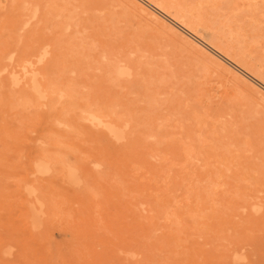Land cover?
Masks as SVG:
<instances>
[{
    "label": "rangeland",
    "instance_id": "rangeland-1",
    "mask_svg": "<svg viewBox=\"0 0 264 264\" xmlns=\"http://www.w3.org/2000/svg\"><path fill=\"white\" fill-rule=\"evenodd\" d=\"M149 1L0 0V264H264V0Z\"/></svg>",
    "mask_w": 264,
    "mask_h": 264
},
{
    "label": "bare ground",
    "instance_id": "bare-ground-1",
    "mask_svg": "<svg viewBox=\"0 0 264 264\" xmlns=\"http://www.w3.org/2000/svg\"><path fill=\"white\" fill-rule=\"evenodd\" d=\"M142 1L145 2V4H147V7H148V3L151 2V1H149V0H142ZM154 1H155V0H154ZM156 1H157V0H156ZM160 1H161V0H160ZM168 1H169V0H168ZM181 1H182V0H181ZM183 1H185V0H183ZM205 1H206V2H204L205 6L211 4V3L208 4V0H205ZM210 1H211V0H209V2H210ZM220 1H221V0H219V2H220ZM225 1H228V0H225ZM230 1H231V0H230ZM232 1H233V0H232ZM232 1H231V2H232ZM235 1H236V0H235ZM246 1H247V0H246ZM258 1H259V0H258ZM157 2H158V1H157ZM157 2H156V3H157ZM163 2H165V1L163 0ZM163 2H162V3H163ZM202 2H203V0H202ZM202 2H198V3H202ZM212 2H215V1H212ZM222 2H224V0L221 1V5H224V6L226 7L225 4H227V3L224 2V4H223ZM243 2H244V1H243ZM243 2H242V3H243ZM256 2H257V0H256ZM159 3H160V2H159ZM180 3H181V2H180ZM187 3H188V2H187ZM187 3H186V4H183V2H182V5H185V8H186L187 6L190 7V3H189V5H187ZM194 3H195V2H194ZM198 3H197V4H198ZM206 3H207V4H206ZM228 3L230 4V2H228ZM244 3H245V2H244ZM248 3H249V2H248ZM254 3H255V1H254ZM257 3H258V2H257ZM191 4L193 5V3H191ZM197 4H196V5H197ZM202 4H203V3H202ZM202 4H200V5H202ZM204 4H203V5H204ZM213 4H214V3H213ZM217 4H218V1H217ZM232 4L234 5V2H232L231 5H232ZM235 4H236V2H235ZM140 5H141V4H140ZM158 5H160V4H158ZM170 5H171V4H170ZM186 5H187V6H186ZM192 5H191V6H192ZM215 5H216V4H215ZM236 5H237V4H236ZM238 5H239V4H238ZM251 5H252V4H251ZM259 5H260V3H259ZM262 5H263V4H261V6H262ZM149 6H150V5H149ZM152 6H153V5H152ZM154 6H155V5H154ZM165 6H166V5H165ZM194 6H195V5H193V6L191 7V9L194 8ZM197 6H198V5H197ZM216 6H217V5H216ZM227 6H228V4H227ZM249 6H250V4H249ZM255 6H256V5H255ZM261 6H260V7H261ZM150 7H151V6H150ZM182 7L184 8V6H182ZM189 7H188V9L191 10ZM200 7H201V6H200ZM200 7H199V8H200ZM202 7H203V6H202ZM208 7H209V6H208ZM211 7H213V5H211ZM211 7H210V8H211ZM221 7H222V6H221ZM221 7H218V6H217L216 8H212V10H210V11L213 12L214 9H215V10H216V9L218 10V8L221 9ZM225 7H224V8H225ZM228 7H230V5H229ZM237 7H238V6H237ZM237 7H236V8H237ZM253 7H254V6H253ZM145 8H146V7H145ZM156 8H158V7H156ZM156 8H155V10H156ZM173 8H174V7H173ZM185 8H184V9H185ZM196 8H197V7H196ZM196 8H195V10H196ZM199 8H198L197 11H199ZM203 8H205V7H203ZM210 8H209V9H210ZM224 8H222V9H224ZM232 8L235 9V7L231 6V9H232ZM247 8H248V7H247ZM250 8H251V7H250ZM158 9H160V8H158ZM166 9H167V8H166ZM166 9H165V10H166ZM168 9H170V8H168ZM171 9H172V8H171ZM176 9H177V8H176ZM188 9H187V10H188ZM206 9H207V7H206ZM206 9H205V10L203 9V10L206 11ZM228 9H229V8H228ZM237 9H238V8H237ZM237 9H235V12H236ZM253 9H255V7H254ZM142 10H143V9H142ZM160 10H161V9H160ZM193 10H194V9H193ZM248 10H249V9H248ZM255 10H256V9H255ZM258 10H259V11L256 12V13H257L256 17L258 16L259 13L262 14V12H260V9H258ZM162 11H163V10H162ZM162 11H159V13H161ZM170 11H171V10H170ZM170 11H168V12H170ZM231 11H232V10L229 9L228 14H229ZM237 11H238V10H237ZM261 11H262V10H261ZM263 11H264V9H263ZM174 12H176V11H174ZM179 12H180V11H179ZM201 12H202V10H201ZM211 12H210V13H211ZM232 12H233V11H232ZM164 13H165V12H164ZM164 13H163V14H164ZM172 13H173V12H172ZM181 13H182V12H181ZM203 13H204V12H203ZM225 13H227V12H224V14H225ZM237 13H238V15L240 14L239 11H238ZM247 13H248V12H247ZM249 13H250V11H249ZM161 14H162V13H161ZM173 14H174V13H173ZM207 14H208V13H207ZM207 14L204 13L205 16H206ZM224 14H223V15H224ZM233 14H235V13L233 12ZM233 14H231V15L233 16ZM170 15H171V14H170ZM185 15H188V14H185ZM189 15H190V14H189ZM192 15H193V14H192ZM196 15H197V12H196ZM199 15H200V13H199ZM201 15H202V13H201ZM231 15H230V17H231ZM250 15H251V13L249 14V16H250ZM262 15H264V13H263ZM172 16H173V15H172ZM176 16L178 17L179 15L176 14ZM176 16H175V17H176ZM205 16H200V18H199V17H197V18H198V19H201V17L203 18V17H205ZM207 16H208V15H207ZM252 16H253V15H252ZM252 16H251V17H252ZM193 17H194V16H193ZM193 17H189V18L191 19V18H193ZM195 17H196V16H195ZM195 17H194V18H195ZM225 17H229V15H228V16H225ZM225 17L223 16V18H225ZM230 17L227 18V19L229 20V19L232 18V17H231V18H230ZM234 17H235V16H234ZM236 17H237V14H236ZM256 17H255V21L257 20ZM258 17H259V16H258ZM261 17H262V16H261ZM261 17H260V19H262ZM166 18H167V17H166ZM170 18H172V17L170 16ZM180 18H182V17L180 16ZM185 18L188 19L187 16H186V17L184 16V19H185ZM253 18H254V17H253ZM172 19L176 20L175 18H172ZM190 19H189V20H190ZM198 19H196V18H195V20L192 19V20H193L192 22H195V21L197 22ZM203 19H205V18H203ZM207 19H208V17H207ZM250 19H252V18H250ZM169 20H170V19H169ZM181 20H182V19H181ZM209 20L211 21L210 18H209ZM212 20H213V19H212ZM223 20H224V19H223ZM236 20H237V18H236ZM238 20H239V19H238ZM252 20H253V19H252ZM178 21H179V19H178ZM178 21H177V22H178ZM183 21H184V20H183ZM187 21H188V20H187ZM187 21H186V22H187ZM204 21H205V23H207L206 20H204ZM210 21H209V22H210ZM213 21L215 22V20H213ZM263 21H264V20H263ZM192 22L190 21V24H191ZM211 22H212V21H211ZM220 22H221V21H220ZM227 22H228V21H226V24H227ZM231 22H232V21H231ZM231 22H230V23H231ZM188 23H189V22H188ZM198 23H200L199 20H198ZM201 23H202V22H201ZM224 23H225V20H224ZM224 23H222V24H224ZM230 23H229V24H230ZM252 23H253V21H252ZM256 23H257V21H256ZM256 23H253V24H256ZM178 24H180V26H181L182 29L185 28L184 30H187L188 27L184 26L183 23L181 24V23L178 22ZM196 24H197V23H196ZM214 24H216V23H213V25H214ZM222 24L220 25V23H219V25L221 26V28H222V26H223ZM226 24H224V25H226ZM229 24H228V25H229ZM258 24H260V23H257V25H258ZM164 25H165V24H164ZM175 25H176V24H175ZM185 25H186V23H185ZM206 25H208V24H206ZM209 25H210L211 27L213 26L212 23L209 24ZM228 25H227V26H228ZM191 26L194 27V24H192ZM191 26H190V27H191ZM195 26H196V25H195ZM201 26H202V25H201ZM204 26H205V25H204ZM216 26L218 27V25H216ZM220 26L218 27L219 29H220ZM252 26H253V25H251V27H252ZM255 26H256V25H255ZM190 27H189V29H190ZM197 27H199V26L197 25ZM206 27H207V26H206ZM224 27H225V26H224ZM228 27H229V26H228ZM228 27H226V28L228 29ZM231 27H232V26H231ZM258 27H259V26H258ZM202 28H203V27H202ZM254 28H257V27H253V30H254ZM260 28H261V26H260ZM260 28H259V29H260ZM204 29H205V28H204ZM209 29H210V28H209ZM213 29L215 30V29H217V28L212 27V30H211V31H213ZM227 29H226V32H227ZM205 30H206V29H205ZM224 30H225V29H224ZM232 30H233V28H232ZM255 30H257V29H255ZM260 30H262V28H261ZM191 31H192V30H191ZM195 31H196V30H195ZM199 31H200V30H199ZM199 31H198V32H199ZM220 31H221V30H219V32H220ZM229 31H231V29H230ZM239 31H240V30H239ZM188 32H190V31H188ZM222 32H223V31H222ZM222 32H221V35H222ZM226 32L223 33V36H224V34H225ZM236 32H237V30H236ZM236 32H235V33H236ZM255 32H256V31H255ZM257 32H258V30H257ZM261 32H262V31H261ZM196 33H197V32H196ZM199 33H200V32H199ZM204 33H208V32H207V31H204L203 34H202L201 36H204ZM216 33H218V30L214 31V35H215V36H217ZM239 33H241V32H239ZM259 33H260V32H259ZM263 33H264V32H263ZM263 33H262V34H263ZM208 34H209V33H208ZM211 34H212V33H211ZM218 34H219V33H218ZM227 34H228V33H226L225 35H227ZM231 34H232V32H231L230 34H228L227 36H231ZM257 34H258V33H257ZM192 35H193V34H192ZM234 35H235V34H234ZM237 35H238V34H237ZM240 35H241V34H240ZM240 35H239V36H240ZM208 36H209V35H208ZM208 36L206 35V37H208ZM215 36L213 37L214 39H215ZM241 36H243V35H241ZM262 36H264V35L259 34V36H257V37H262ZM217 37H218V36H217ZM217 37H216V39H217ZM225 37H226V36H224V38H225ZM232 37H235V36L232 35ZM213 38H211V41L213 40V42H215V40H214ZM224 38H223V39H224ZM235 38H236V37H235ZM235 38H233V39H235ZM237 38H238V37H237ZM237 38L235 39V41H234V40H233V41L231 40V41H232L231 43H235L236 41H238ZM240 38H241V37H239V41L242 39V38H241V39H240ZM219 39H220V38H219ZM226 39L228 40L229 37L226 38ZM226 39H225V40H226ZM217 40H218V39H217ZM244 40H246L245 37H244ZM223 41H224V40H223ZM223 41L221 40V42H220V40H219V43H221V45H222V44L224 45V43H222ZM239 41H238V44H239ZM213 42H212V44H213ZM241 42H243V41H241ZM241 42H240V43H241ZM249 42H250V41H249ZM249 42L245 41L246 45H247ZM215 43H216V42H215ZM227 43H228V42H227ZM231 43H229V44H231ZM236 43H237V42H236ZM225 44H226V43H225ZM238 44H237V46L239 47ZM249 44H250V43H249ZM214 45H216V44H214ZM223 45H222V46H223ZM240 45H241V44H240ZM216 46H218V42H217V45H216ZM226 46H227V44L225 45V47H226ZM232 46H233V45H232ZM234 46H235V45H234ZM234 46H233V47H234ZM243 46H244V45L242 44V47H243ZM248 46H249V45H248ZM252 46H253V45H252ZM228 47H229V46H228ZM228 47H227V49H229ZM230 47H231V46H230ZM242 47H241V48H242ZM244 47L247 48V50L250 49V48H248V47H246V46H244ZM244 47H243V48H244ZM215 48H216V47H215ZM215 48H214V49H215ZM218 49H219V48H218ZM234 49L236 50V49H238V48H236V46H235ZM219 50H220V49H219ZM222 50H223V49H222ZM230 50H232V49L230 48ZM238 50H240V48H239ZM241 50H242V49H241ZM244 50H245V52H246V49H244ZM250 50H252V49H250ZM224 51H226V50L224 49ZM232 51H234V50H232ZM236 51H237V50H236ZM248 51H249V50H248ZM218 52L220 53V51H218ZM228 52H230V51H228ZM237 52H238V51H237ZM237 52H236V53H237ZM240 52H241V51H240ZM245 52H244V53H245ZM250 52H251V51H250ZM236 53H235V54H236ZM241 53H242V52H241ZM244 53H243V54H244ZM251 53H252V52H251ZM223 54H224V53H223ZM246 54H247V53H246ZM246 54H245V57H246L247 55L250 56V53L247 54V55H246ZM230 55L233 56L234 53H233V54L231 53ZM238 55H240V54L238 53ZM228 56H229V55H228ZM241 56H242V58H244V57H243L244 55H241ZM234 57H238V56H234ZM234 57H233V58H234ZM247 57H248V56H247ZM231 58H232V57H231ZM242 58H240V59L242 60ZM235 59H236V58H235ZM237 60H239V59H237ZM239 61H240V60H239ZM242 61H243V60H242ZM225 62H226V61H225ZM244 62L246 63V58H245V61H244ZM245 63H243V64H245ZM217 64H218V63H217ZM246 65H249V64H246ZM236 67H237V66H236ZM248 67H250V65H249ZM237 69H238V68H237ZM250 69H251V67H250ZM252 70H253V67H252ZM254 70L256 71V69H254ZM240 71H241V69H240ZM258 73H259V72H258ZM258 73L256 72L255 75H256V74L258 75ZM261 75H263V73H260V76H261ZM254 77H255V76H254ZM262 77L264 78V76H262ZM257 78H258V77H257ZM259 78H260V77H259ZM263 78H262V79H263ZM253 80H254V79H253ZM255 81H256V80H255ZM259 81H260V80H259ZM69 108H70V106H69ZM72 108H73V107H72ZM74 108H75V107H74ZM74 108H73V109H74ZM64 110H65V109H64ZM82 110H85V111H86V109H82ZM65 111H66V110H65ZM71 111H72V109H71ZM66 112H67V111H66ZM68 112H69V111H68ZM91 114H92V118H93V113H91ZM96 114H97V113H96ZM79 115H80V114H79ZM97 115H99V113H98ZM108 115H110V114H108ZM101 116H102V115H101ZM103 116H104V115H103ZM103 116H102V117H103ZM95 117H97V116H95ZM95 117H94V119H95ZM65 119H66V118H64V120H65ZM99 119H100V118H99ZM102 120H103V119H102ZM95 121H96V120H95ZM103 121H104V120H103ZM64 122H65V121H64ZM67 122H68V121H67ZM67 122H66V123H67ZM106 122H107V121H106ZM98 123H99V122H97V124H98ZM68 124H69V122H68ZM107 124H109V123H107ZM110 124H111V123H110ZM110 124H109V126H110ZM98 125H99V124H98ZM111 125H112V124H111ZM112 126H115V125H112ZM117 126H118V124H117ZM117 126L115 127V129L117 128ZM119 126H121V125H119ZM70 127H71V125H70ZM124 127H125V126H124ZM72 128H73V127H72ZM111 128H112V127H111ZM119 129H122V127L119 128ZM71 130H73V129H71ZM148 130H149V129H148ZM113 131H114V130H113ZM117 131H118V130H117ZM120 132H121V131H120ZM147 132H148V131H147ZM149 132H150V131H149ZM149 132H148V133H149ZM111 134H112V133H111ZM111 134H110V135H111ZM118 134H120L119 131H118ZM121 134H122V132H121ZM112 135H113V134H112ZM112 135H111V136H112ZM146 135H147V134H146ZM114 136H115V135H114ZM122 138H123V137H122ZM123 139H124V138H123ZM149 180H150V179H149ZM152 181H153V180H151V182H152ZM202 197H203V196H202ZM161 209H163V211H162V214H163L164 211H165V209H164V208H161ZM161 209H160V210H161ZM37 210H38V209H37ZM193 214H194V213H193ZM195 214H197V213H195ZM152 215H154L153 217H155V214H152ZM152 215H151V216H152ZM165 215H166V213H165ZM149 216H150V215H149ZM149 216H148V217H149ZM151 216H150V217H151ZM190 216H191V215H190ZM192 216H193V215H192ZM195 216H196V215H195ZM195 216H194V217H195ZM150 217H149V218H150ZM197 217H198V216H197ZM149 218H148V220H149ZM151 219H152V218H151ZM153 219H154V218H153ZM154 220H155V219H154ZM154 220H153V223L155 222ZM155 223H156V222H155ZM200 230H201V229H200ZM172 232H173V231H172ZM180 234H181V233H180ZM39 236H40V235H39ZM163 242H168V241H163ZM162 244H163V243H162ZM164 244H166V243H164ZM253 244H254V243H253ZM166 245H167V244H166ZM255 245H256V244H255ZM160 246H162V245H160ZM164 246H165V245H164ZM233 250H235V249H233ZM234 252H236V251H234ZM211 253H212V252H211ZM212 254H213V253H212ZM235 254L237 255V253H235ZM225 255L227 256V254H225ZM230 255H231V254H230ZM230 255H229V256H230ZM232 256H233V255H232ZM2 257H3V256H2ZM150 257H151V256H150ZM236 257H237V256H236ZM239 258H241V256H240ZM232 259H233V257H231V260H232ZM234 260L236 261L237 258H234ZM243 260H244V259H243ZM148 261H150V260H148ZM152 261H153V259H152ZM228 261H230V260H228ZM228 261H226V262L228 263ZM213 262H214V261H213ZM221 262H222V261H221ZM231 262H232V261H231ZM239 262H240V261H236V263H239ZM149 263H151V262H149ZM206 263H207V262H206ZM216 263H217V260H216ZM216 263L214 262V264H216ZM218 263L220 264V261H219V260H218ZM233 263H234V262H233ZM228 264H229V263H228ZM230 264H231V263H230ZM255 264H256V262H255Z\"/></svg>",
    "mask_w": 264,
    "mask_h": 264
}]
</instances>
